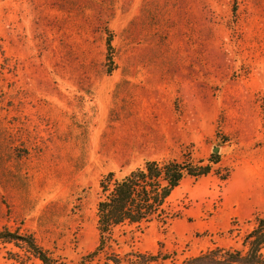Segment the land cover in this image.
Segmentation results:
<instances>
[{
    "label": "rangeland",
    "instance_id": "rangeland-1",
    "mask_svg": "<svg viewBox=\"0 0 264 264\" xmlns=\"http://www.w3.org/2000/svg\"><path fill=\"white\" fill-rule=\"evenodd\" d=\"M212 153L166 224L88 264L247 250L264 219V0H0V230L77 264L98 244L102 176ZM0 264L44 263L0 239Z\"/></svg>",
    "mask_w": 264,
    "mask_h": 264
},
{
    "label": "trees",
    "instance_id": "trees-1",
    "mask_svg": "<svg viewBox=\"0 0 264 264\" xmlns=\"http://www.w3.org/2000/svg\"><path fill=\"white\" fill-rule=\"evenodd\" d=\"M107 46L110 49L109 42ZM220 143L223 141L220 140ZM187 160L165 158L146 159L141 166L123 175L107 172L100 179V196L97 201L98 244L93 252L84 255L77 264H88L96 252L118 245L126 234L133 239L142 233L151 222L166 224L174 214L166 210L165 200L185 175L197 178L207 174L212 165L219 162L217 153H212L208 163L188 156ZM246 235V251L216 247L197 256L188 257L184 264H264V219ZM126 235V236H127ZM1 240H23L28 248L44 264L55 263L31 237L15 235L6 229L0 230ZM168 255L142 253L134 250L122 255H107L104 264H162ZM157 260H160L157 262ZM124 262V263H123Z\"/></svg>",
    "mask_w": 264,
    "mask_h": 264
},
{
    "label": "water",
    "instance_id": "water-1",
    "mask_svg": "<svg viewBox=\"0 0 264 264\" xmlns=\"http://www.w3.org/2000/svg\"><path fill=\"white\" fill-rule=\"evenodd\" d=\"M217 149V148H216Z\"/></svg>",
    "mask_w": 264,
    "mask_h": 264
}]
</instances>
